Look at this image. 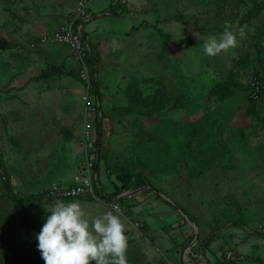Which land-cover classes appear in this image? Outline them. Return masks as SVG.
Wrapping results in <instances>:
<instances>
[{"label": "rangeland", "instance_id": "obj_1", "mask_svg": "<svg viewBox=\"0 0 264 264\" xmlns=\"http://www.w3.org/2000/svg\"><path fill=\"white\" fill-rule=\"evenodd\" d=\"M81 1L0 0V264L42 261L35 234L55 203L46 194L70 185L87 160L95 173V150L87 159L83 143L96 142L97 116L100 189L112 191L120 168L149 183L120 194L117 211L79 201L89 219L120 216L128 264H219L224 251L235 264H264V34L254 32L264 16L241 22L264 0H131L118 15L110 0H90L83 32L94 67L66 45L33 44ZM225 27L236 46L205 55L206 36ZM48 64L72 74L35 80ZM212 77L224 87L200 94ZM4 170L18 197L39 200L11 201Z\"/></svg>", "mask_w": 264, "mask_h": 264}, {"label": "clouds", "instance_id": "obj_2", "mask_svg": "<svg viewBox=\"0 0 264 264\" xmlns=\"http://www.w3.org/2000/svg\"><path fill=\"white\" fill-rule=\"evenodd\" d=\"M236 44L237 34L225 27L219 38L206 36L203 52L215 56ZM35 238L44 264H128L127 236L120 216L108 211L89 219L76 200H57Z\"/></svg>", "mask_w": 264, "mask_h": 264}, {"label": "trees", "instance_id": "obj_3", "mask_svg": "<svg viewBox=\"0 0 264 264\" xmlns=\"http://www.w3.org/2000/svg\"><path fill=\"white\" fill-rule=\"evenodd\" d=\"M123 6H125V5L119 0L114 5H112V4L110 5V11L109 12L112 13L113 15L114 14L118 15L119 13H122V11L124 9ZM261 13L264 16V2L261 3V1H260L258 3H253L251 8H250V10L242 16L241 22L242 23L243 22H250L254 17L258 16ZM79 22L80 21H78V23ZM263 23H264V21H263ZM261 26L262 27H260L258 29L255 26L254 27V32H256V33L258 32L260 35H263L264 34V24L261 25ZM84 35H85V33H84ZM39 37L36 39V41H38ZM36 41H33V42H36ZM6 45H7V43L5 42V40L0 39V50L5 48ZM259 49H260V47H258V50ZM87 52H88V49L85 51L84 57H85V59L87 58V62L91 65V67H94V64L96 63V61H95L96 58L91 57L92 54L89 52L90 55H88ZM71 74H72L71 72H69V71L67 72L63 68H61V67H59L57 65L48 64L47 67L45 69L41 70L40 74L35 77V80L47 79V78H49L51 76H54V75H68L69 76ZM81 81L84 82L82 79H81ZM89 81H90V85H91V88H92V90H91L92 94H95V95H97V97L99 96V98H100V93H99L98 88H97V83L94 80L93 75H91V78L89 79ZM261 86H263V85L259 84V85L256 86V90L254 91L256 97L257 96L259 97V95H261V93H262V90L259 89ZM198 87H199L198 91H199L200 94H205V93L216 94L224 86L222 85V81H215L213 79V77H212L210 79L202 80L201 84ZM191 103H192V101H190V106L188 107V109H186V112L189 111L190 114L192 113V111H191V108H192ZM97 112H98V110H97ZM256 118L258 119L260 124L264 127V116H262V117H257L256 116ZM185 125L188 127V124H185ZM95 128L97 130V132H96L97 133V140H96V142H94V147L96 148L95 149L96 157L94 159V167L93 168L98 173V170H99V160H98L99 156H98V152H97V147L100 146L99 137H98L99 134H100L99 116H97ZM188 128L190 129V133H191V136H192L191 139H193L195 134H196V129L192 125L190 127H188ZM190 133H189V142L188 143L191 142ZM212 150H213V146H212ZM209 162L211 164L207 163V165L210 167L212 165V163H213V160L211 159ZM96 164H97V166H96ZM0 167L2 169L4 168V164H3L1 156H0ZM196 171L200 172L201 170L197 169ZM4 177H5V179H4V187H5V190H6V194H7L8 198L11 201H14V202H17V203H28V202L38 201L39 198L41 197V195L40 196L39 195H34V196L32 195V196H29V197H18L13 192V190L11 189V186H10V183L8 181V178H7V175L5 173V170H4ZM115 178L118 181V184L112 185V189H111L112 191L104 193L101 189L96 188V193H97L98 197L101 200H105V199L115 200V201H117L119 203L121 201L120 197H119L120 194H122V193H124L126 191H129V190H132V189H139L141 187L148 186V184H149L148 181L146 180V178H144L141 175L140 172L132 173V172H130L127 169H121L120 168V174H118ZM147 190H150V188H147ZM51 200H52L51 202H56L57 200L67 201V202L68 201H73V200H76V201H95L94 199H92L90 197H74V198H60V199L59 198H53ZM238 223L236 222V224H238ZM196 225H197V223H196ZM216 237H218V236H216V233L212 231L211 234H209L205 238L206 242H205L204 246L207 247L209 245V243L212 240H214ZM193 238H194L193 236H189L188 240H187V243L191 242L193 240ZM201 253H202L203 259H205V248H203ZM222 256L224 258L225 254L222 255ZM218 263L219 264H235L234 263V259L228 260L226 262L225 261L222 262L221 260H219ZM28 264H44V262H43V260L40 261L38 259L36 261L35 259H32L31 261L28 262Z\"/></svg>", "mask_w": 264, "mask_h": 264}, {"label": "built area", "instance_id": "obj_4", "mask_svg": "<svg viewBox=\"0 0 264 264\" xmlns=\"http://www.w3.org/2000/svg\"><path fill=\"white\" fill-rule=\"evenodd\" d=\"M117 1L119 0H110L112 5H114ZM120 1L126 6L127 2L131 0ZM89 3L90 0H82L79 3L77 13H75L73 17L60 24L56 29H54L53 32L41 35L38 41L33 42V44H63L69 47V49L75 53L78 58H83L85 51L87 50V43L85 41V35L83 32V19L88 17L87 11ZM78 21L80 22L78 23ZM81 77L83 80H86L88 78V74L82 71ZM83 146L87 158V151L91 153L95 150L94 143L89 140H84ZM92 148L93 150H91ZM86 162H88V164H86L84 167H80L79 175L74 177L70 185L58 186L50 189L46 194V197L49 199L90 197L95 201L101 200L96 193V188L100 189L97 172H90L93 159L89 161L87 160ZM101 201L108 203L113 210H119V203L117 201L108 199ZM224 254L225 257L221 258L222 262L233 259L231 251H224L222 255Z\"/></svg>", "mask_w": 264, "mask_h": 264}, {"label": "crops", "instance_id": "obj_5", "mask_svg": "<svg viewBox=\"0 0 264 264\" xmlns=\"http://www.w3.org/2000/svg\"><path fill=\"white\" fill-rule=\"evenodd\" d=\"M189 258V260H191L190 259V257H188ZM184 259V258H183ZM196 263H185V264H204L203 262H200V263H198V261L197 260H194ZM193 262V261H192Z\"/></svg>", "mask_w": 264, "mask_h": 264}]
</instances>
